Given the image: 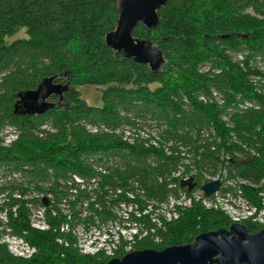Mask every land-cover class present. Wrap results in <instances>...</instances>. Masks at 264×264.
Masks as SVG:
<instances>
[{"label": "trees", "instance_id": "1", "mask_svg": "<svg viewBox=\"0 0 264 264\" xmlns=\"http://www.w3.org/2000/svg\"><path fill=\"white\" fill-rule=\"evenodd\" d=\"M157 13L155 29L138 23L132 30L163 54L164 64L152 71L105 44L117 19L116 0H0V132L12 127L17 133L8 146L0 139V180L14 181L0 211L16 208L15 231L26 230L36 248L23 258L0 244V264H106L125 254L119 247L113 256L81 255L71 242L64 245V233L30 228L27 204L44 205V198L51 224L49 208L62 202L73 218L87 211L108 219V205L123 197L113 195L116 190L134 191L130 183L136 182L144 196L163 197L169 183L178 182L170 175L180 166H218L228 177L231 171L245 178L264 175V73L258 69L264 66V0H167ZM21 28L25 37L5 41ZM53 75L68 85L56 108L12 115L18 91ZM85 85L99 89V105L82 98ZM125 129L131 143L123 139ZM152 131L172 145L149 144ZM244 145L258 156L242 158ZM16 189L18 197L12 195ZM32 193L43 198L25 199ZM142 222L162 243L142 239L138 249L159 250L231 220L195 204L166 230L148 217Z\"/></svg>", "mask_w": 264, "mask_h": 264}, {"label": "water", "instance_id": "2", "mask_svg": "<svg viewBox=\"0 0 264 264\" xmlns=\"http://www.w3.org/2000/svg\"><path fill=\"white\" fill-rule=\"evenodd\" d=\"M167 0H116L117 19L114 29L104 36L105 44L120 56L135 63L146 64L152 71L159 70L165 60L161 50L149 39L132 35L140 23L153 30L159 23L157 11ZM56 75L44 77L31 89L15 94L12 115L30 117L56 108L62 101L68 85L56 82ZM56 98V100L54 99ZM180 187L188 192L195 186L193 179L180 180ZM219 180L202 185L206 196L216 191ZM47 204V200H42ZM264 264V229L246 234L244 225L233 222L228 231L201 233L188 244L171 245L162 249H137L120 258H111L106 264Z\"/></svg>", "mask_w": 264, "mask_h": 264}, {"label": "built area", "instance_id": "3", "mask_svg": "<svg viewBox=\"0 0 264 264\" xmlns=\"http://www.w3.org/2000/svg\"><path fill=\"white\" fill-rule=\"evenodd\" d=\"M249 105V104H248ZM141 137H147L144 131H139ZM151 135L154 136V140H151L150 142L158 146L159 142L163 143V140H161L160 137L157 136L156 132H151ZM17 138V133L12 127H8L0 132V139L1 143L4 146H8L12 141H14ZM123 139L127 140V142L131 143L133 141V138L131 137V132L127 131L126 129L123 132ZM172 143V142H171ZM246 150V149H245ZM257 156L258 154L252 151H246V155L242 156V158L245 159V156ZM189 159L187 158V155L185 159L181 160L182 164H187V161ZM193 169H196L194 166L189 165L188 170L184 169L183 166L178 167V170L176 172H173L170 177L172 178H178V182H170L168 185V188L170 191L179 190L181 192V195L178 197L176 194L172 193L168 196L166 203L162 202L161 205L157 208H163L162 213L165 217V221L171 222L172 219H174V215L178 209H184L192 206L193 204H203L206 208H214L218 211H222L225 215H227L231 221L238 222L242 220H248L253 223H264V185L262 186L263 189L259 192V195L261 196V202L258 206L252 204L247 198L244 197L243 192L241 190V185L247 184L246 178H243L239 181L240 186L239 189H236V187L233 185L232 188H225L224 186V178L215 177V178H205L200 184L201 187L203 184L207 182H211L214 180H219L220 186L219 188L214 191L209 196H206L201 189V187H196V182L194 181V177H198L196 172H192ZM186 170V171H185ZM197 170V169H196ZM10 176V175H9ZM8 176V177H9ZM11 176H16V174H12ZM225 177L226 174L224 175ZM193 179V182H195V187L188 192L186 188L183 189L180 187L179 183L180 180H187V179ZM231 178V177H230ZM200 179V178H199ZM75 180L81 182L79 177H76ZM93 183V180H92ZM95 184V183H93ZM130 185L134 188V191H123L116 190L113 195H122L123 197L120 200H117L115 204L108 205V208L110 209V212L113 214V217L111 218H105L99 219L96 216H89L87 211H83L82 213H79L77 217H71V212L68 208V205L65 203H59L58 208H49L50 210V218L49 220L52 221L54 218L59 216H66V219H68V222L63 224L59 229V233H64L67 237L66 243L64 244L67 246L70 242L68 238V234L71 230L78 228L75 227L73 229L68 228L67 223H72L77 221H80L82 219L91 218L95 222H102V226L107 225L110 223L113 225L116 229L110 232H106L104 236H106L101 243H90L88 250H82L83 253H88V255H99L102 254L103 256H113L116 252V250L119 247L123 248V251L126 252L124 248L123 242L121 243L122 239H125L127 236L130 240L137 241V238H141L142 236H145L148 233V230L145 229V225L142 222V217H148L149 221L155 226L157 229H164L163 226H158L157 223H159V220L155 217L154 214H151V208H153L151 205H147L145 203V200L142 199L144 197L142 189L139 187V185L136 182H131ZM6 189V188H5ZM14 197H18V193L14 192ZM166 194V195H167ZM5 197V191L2 193ZM50 197V195H48ZM32 198H43V194H30L25 196V199H32ZM5 200V199H4ZM3 200V202H4ZM92 201V200H91ZM1 202V203H3ZM0 203V204H1ZM27 216L30 219V224L32 227H35L36 224H41V230L47 229L51 226V222H48V217L46 216L45 211L47 210V206L40 204H27ZM85 207V205H84ZM257 208H260L257 211ZM168 210V211H165ZM16 213V208L13 207L10 210L8 208H4L3 211H0V219H3V215L6 212ZM65 211H67L65 213ZM166 216H170L169 218ZM168 219V220H167ZM0 220V221H1ZM2 222V221H1ZM4 224V222H2ZM0 224V225H3ZM6 231V228L3 229ZM39 230V229H37ZM149 232L155 235L154 229H150ZM5 234V235H4ZM3 234L0 244L6 245L9 252L15 256L23 257V258H29L31 257L35 252L36 248L28 243L26 241L25 237H22L20 235H14L13 232L10 230L6 231ZM1 237V236H0ZM157 241H161L159 236H156ZM57 242L61 243V239H56ZM140 241V240H139ZM138 242V241H137Z\"/></svg>", "mask_w": 264, "mask_h": 264}, {"label": "rangeland", "instance_id": "4", "mask_svg": "<svg viewBox=\"0 0 264 264\" xmlns=\"http://www.w3.org/2000/svg\"><path fill=\"white\" fill-rule=\"evenodd\" d=\"M25 32H24V28H21V30L14 34L11 37H7L6 38V42H11L17 38H22L25 37ZM116 55H119V53H116ZM236 53H233L231 55V57H235ZM262 73H264V66L258 68ZM80 92H81V96L82 98L89 104L92 106L95 105H99L100 104V93H99V89L96 88L95 86H81L79 88ZM232 136L231 140L237 141L236 137L233 134H230ZM219 139V138H218ZM164 142V140H163ZM164 144L168 147L171 146L172 143L169 141H165ZM246 151H252L255 152V149L253 148H247L248 146H245ZM258 154V153H257ZM258 156V155H257ZM256 157V156H255ZM192 172H196L197 175L199 176L201 182L203 181V179L205 178H215V177H220V178H224V186L225 188H232V186L234 185L236 187V189H239L240 183L239 181L245 177H239L237 176L236 172L233 173V171L230 172L231 174V178L228 177L227 173L228 171L223 169L222 167H203L199 170L193 169ZM226 174L227 177H225L224 175ZM247 181V184L245 185H241V190L243 192V195L245 198H247L252 204L258 206L261 202V196L259 195V192L263 189V185H264V175L261 176L260 178H246L243 179ZM4 182H6V185H4V187H6L5 189V194H9L10 193V189L8 188L9 185H11L13 182H9V181H5L4 179L0 180V183L3 184ZM183 189V188H182ZM16 193H18L17 189H16ZM176 194L178 197L181 195V192L179 190H174L172 192H170L169 194L163 196V197H147L144 196L142 197V199L145 200V203L147 205H151L153 208H151L150 213L154 214L155 217L159 220V223H157L158 226H163L165 228V230L168 228V224L171 222H176L186 211V209L192 208V206L188 207V208H184V209H178L176 211L174 215V219H172L171 222L165 221V217L162 213V210H164L163 208H157L161 205L162 202L166 203V200L168 198V196L170 194ZM15 193H12V195ZM255 195V197H254ZM6 196V195H5ZM6 199L3 195L0 194V203L3 202V200ZM199 204V203H198ZM199 206H201L204 210H214L216 211L217 209L214 208H206L203 204H199ZM9 209V208H8ZM260 208H257V211ZM10 210V209H9ZM168 211V210H165ZM27 212V211H26ZM67 211H65L66 213ZM183 213V214H182ZM27 222L29 224V227L32 229H39L37 231H49L51 230L53 233H57L59 232L58 229L65 224L66 222H68V219H66V216L62 215L59 217H56L52 220V224L49 228L41 230V224H36L35 227H32L30 224V219L27 215H25ZM168 217V216H166ZM170 217V216H169ZM168 217V218H169ZM17 212L16 213H12L10 214L8 211L3 215V219L1 220L2 222H4L5 226H6V231L10 230L11 232H13L14 235H20L22 237L27 236V231L26 230H20V231H15L16 229H18L20 227L19 221H17ZM168 220V219H167ZM76 222V221H75ZM72 222V223H67L66 225H68V228L71 227V229L75 228L73 230L70 231V233L68 234V238L71 242V246L73 248H75L77 250V252L81 255H88V253H83L82 250H88V247L90 245V243H101L102 240L106 237L104 236V234L107 232H110L111 230H115L116 228L111 225L110 223H108L105 226H102V222L99 221L98 223L93 221L91 218H87V219H82L80 221H77V223ZM162 229V228H160ZM2 229V227H0V240L3 236V234L6 232ZM5 235V234H4ZM142 239H148V241L150 242V244H152V246H155L156 243H160L161 241H157L156 236L152 235L150 232H148L145 236H142L141 238H137V241L142 240ZM26 241H28L26 239ZM56 241V239H55ZM137 241H135V239L132 241L130 240L127 236L125 237V239H122L121 243L123 242V246L127 251L131 252L134 250H137V248L139 247V244L137 243ZM29 243V242H28Z\"/></svg>", "mask_w": 264, "mask_h": 264}, {"label": "flooded vegetation", "instance_id": "5", "mask_svg": "<svg viewBox=\"0 0 264 264\" xmlns=\"http://www.w3.org/2000/svg\"><path fill=\"white\" fill-rule=\"evenodd\" d=\"M195 178H198V177H194V181H195ZM195 182H196V181H195ZM196 187H201L200 179H199V184L196 182ZM229 219H230V218H229ZM233 222H234V221H231V222L228 223V224L216 225V226H214L213 228H210V229H208V230H206V231H203V232H200V233H198V234H201V233H207V232H212V231H216V230H224V231H228V230H229V226H230V224L233 223ZM236 223H240V224L244 225L245 230H246V234H249V235L258 232L259 230L264 229V227H258V228H256V229H249L248 226L246 225V223H249V224H255V225H258V226H259V225H264V223H263V224L253 223V222L248 221V220H242V221H238V222H236ZM198 234H196L195 236H197ZM195 236H194V237H195ZM194 237H193V239H194ZM193 239H192L191 241L185 243V244L191 243V242L193 241ZM161 241H162V240H161ZM137 243H138V242H137ZM161 243H162V242H160V243H156L155 245H158V244H161ZM149 245H152V244H149ZM137 249H138V248H137ZM211 264H216V263H211Z\"/></svg>", "mask_w": 264, "mask_h": 264}, {"label": "bare ground", "instance_id": "6", "mask_svg": "<svg viewBox=\"0 0 264 264\" xmlns=\"http://www.w3.org/2000/svg\"><path fill=\"white\" fill-rule=\"evenodd\" d=\"M145 132H146V131H145ZM145 135L148 136V134H145ZM147 138H149V137H147ZM149 140H151V138H150ZM149 144H152V143L149 142ZM152 145H153V144H152ZM194 187H195V186H194ZM194 187H193V188H194ZM181 188H182V187H181ZM193 188H192V189H193ZM192 189H191V190H192ZM186 190H187V189H186Z\"/></svg>", "mask_w": 264, "mask_h": 264}]
</instances>
